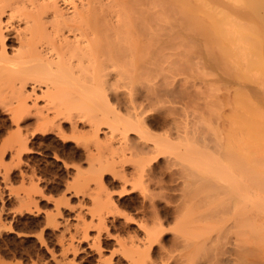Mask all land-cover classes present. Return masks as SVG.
I'll list each match as a JSON object with an SVG mask.
<instances>
[{"label":"bare ground","instance_id":"1","mask_svg":"<svg viewBox=\"0 0 264 264\" xmlns=\"http://www.w3.org/2000/svg\"><path fill=\"white\" fill-rule=\"evenodd\" d=\"M26 1L30 3L27 8L33 13L29 11L34 23L42 20L39 24L42 30L57 37V48L34 49L30 41L28 43V28L32 29L27 25L24 31L16 34L17 50L7 51L5 39L9 34H5L4 30L9 27L6 24L15 13H21L19 9H24L21 6L26 2L0 0V78L14 75L15 78L41 80L47 90H54V99L52 96L49 98L56 102L58 97H65L67 94L63 92H66L75 98L73 103L77 102L76 109L92 110H87L90 113L99 110L110 124L121 125L123 138L130 132L137 133V141H142L138 144L132 142V148L139 153L147 155L169 151L168 164L172 166L177 162L181 167L179 176L182 179L178 176L183 180L181 186L165 188L178 192V195L173 208L167 209L171 210L169 216L173 215L176 221L175 226L172 225L173 244L164 247L163 264H264V88L262 91L254 89V93L257 92L251 94V98L249 94L252 90H248L247 85L246 88L245 85L241 87L237 82L240 87H235L232 108L225 116L229 129L225 131V136H217L218 129L213 130L208 126L212 128V133L216 131L210 148L200 144L197 139H183L180 131L176 135L182 138L178 144L170 143L169 138L150 137L155 135L147 127L146 106L142 104V107L137 97V85L141 84L149 91L146 101L154 99L149 96L156 90L153 81L163 70L167 58L170 59L171 55L165 54L168 56L165 57V52L161 51L165 50L167 43H164V47L160 45L164 40L161 41L163 36L160 37L158 33H163L165 21L170 28H176L175 31L173 29L176 35L170 37L168 49L176 50L177 62L181 60L182 63L183 60L184 64H189L190 56L198 54L213 70L220 69L222 75L227 77L224 76L225 80L243 81L246 84L255 82L263 86L264 0H229L230 3L224 0L225 4L223 0V3L221 0H79L78 4H75V0H60L66 4L64 7L57 0H38L40 3ZM67 4H72V12H69ZM7 7L9 11L4 20L2 17ZM50 11L47 19L42 17ZM7 41H11V37ZM172 62L178 67L175 60ZM173 63L171 66H174ZM90 72L95 74L94 77L91 82H84V77ZM163 77L166 79L165 75ZM163 80H159L163 83L161 85L170 86L171 82ZM184 85L175 89L180 90L177 94L173 88L167 91L171 100L175 97L172 102L176 99L186 108L191 94ZM121 87L128 90L122 96L129 104L127 113L123 114L125 117L120 115L118 109V96L121 94L117 90ZM108 91L114 94L109 95ZM158 91L150 95L154 97ZM210 109L220 116L215 108ZM178 110L177 113L169 111V115L178 114ZM172 117L169 119L174 124L177 116ZM113 124L112 127L109 125L110 133L114 132ZM184 132L185 135H182L187 136L188 132ZM143 140L152 142V147H146ZM153 196L152 193L144 195L150 201ZM157 221L159 223L160 220ZM159 230L160 233L164 231ZM155 234L149 232L144 236L142 246L145 247L146 257L158 240Z\"/></svg>","mask_w":264,"mask_h":264},{"label":"rangeland","instance_id":"2","mask_svg":"<svg viewBox=\"0 0 264 264\" xmlns=\"http://www.w3.org/2000/svg\"><path fill=\"white\" fill-rule=\"evenodd\" d=\"M23 1L26 3L21 7L25 8L20 9L25 12L19 9L21 13H15L6 24L9 28L4 30L11 37V41H7L8 37L5 39L7 51L17 50L16 34L24 31L27 25L32 29L27 27L28 43L30 41L33 45L28 44L30 48H57V37L42 30L39 25L42 20L34 23L30 17L32 12L27 8L30 3ZM57 1L61 7L66 5ZM78 3L79 0H75V4ZM67 5L69 9L72 7V4ZM6 10L1 16L4 20L8 7ZM50 15L51 11L42 17L47 19ZM168 25L165 21V26H162L165 32L158 33L160 37L163 36L161 41L164 40L160 45L164 47V43H167L165 50L161 51L171 56L159 73L162 77L156 74L158 77L154 75L155 80L152 79L156 83V90L152 93L159 90L155 95L160 98L156 99L155 95L153 97L149 93L154 102L146 101L149 91L138 84V102L141 100V106H146L147 127L155 135L150 137L164 140L169 138L172 144H178L182 138L187 137L193 141L197 139L200 144L210 148L214 141L213 133L216 132L212 133L214 128L218 129L217 136H225V131L229 129L226 117L232 108L234 90L240 87L237 82L241 87L245 85L246 88L247 85L248 90H252L250 94L247 90L251 98V94L257 92L254 93V89L262 91L264 85L225 80L220 69L213 70L198 54L190 56L189 64H184L183 60L182 63L181 60L177 62L179 58L176 60V50L171 47L168 49L170 37L176 35V28ZM197 39L201 40L199 37ZM171 60H175L178 67ZM185 65L187 68H180ZM162 72L167 82L171 77L170 86L165 85L168 89L159 82L166 80ZM94 75L90 72L84 77V82H91ZM12 77L8 75L0 78V264H163L161 258L165 255L164 247L173 244L172 225L176 221L173 215L169 216L171 210H168L173 208L174 199L178 195V192L167 189L181 186L183 181L179 176V164L176 162L177 165H174L173 161L172 166L168 164L169 151L147 155L140 151L141 154L132 148L134 142L138 144L142 141H137V133L130 132L127 139L123 138L121 125L113 123L114 132L110 133L109 127L112 124L99 110L95 109L91 113L88 111L92 110H80V104L76 109L77 102L73 103L75 98L66 92H63L67 94L62 97L63 100L58 97L57 102L53 101L54 90H47L43 81L38 82L30 77ZM178 82L182 86L187 84L184 86L191 94L189 99H194L193 103L189 101L186 108L176 99L172 102L175 97L170 99L168 91L172 88L178 90L181 86ZM118 91L121 94L118 93V109L123 117L129 104L126 97H123L126 100L124 103L122 96L128 90L121 87ZM179 91L174 92L177 94ZM107 93L114 94L112 91ZM170 93L173 95V91ZM211 107L219 111L220 116ZM177 110L178 114L169 115V111L177 113ZM172 116H177L174 124L170 120L174 118ZM208 126L213 127V130ZM179 131L182 136L180 139L179 135L176 136ZM183 131H187L189 136H184ZM143 141L146 147H152V142ZM143 191L155 195L153 200L144 197ZM159 229L164 231L160 233ZM146 232L153 235L160 233L155 234L159 241L153 243L150 257H146L145 247L142 246Z\"/></svg>","mask_w":264,"mask_h":264}]
</instances>
